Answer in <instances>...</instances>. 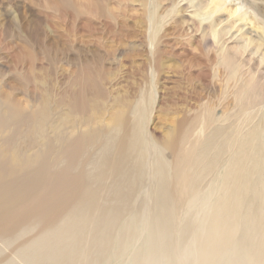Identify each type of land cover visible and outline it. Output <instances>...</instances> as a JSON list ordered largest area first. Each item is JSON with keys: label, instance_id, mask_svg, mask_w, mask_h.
I'll list each match as a JSON object with an SVG mask.
<instances>
[{"label": "rangeland", "instance_id": "374dc122", "mask_svg": "<svg viewBox=\"0 0 264 264\" xmlns=\"http://www.w3.org/2000/svg\"><path fill=\"white\" fill-rule=\"evenodd\" d=\"M263 11L264 0H0V103L15 99L29 113L39 110L41 97L49 95L51 136L55 125L86 118L70 106L82 87L80 78H93L95 87L84 92L92 102L99 79L104 78V85H99L104 95L98 97L104 109L103 127L110 128L117 110L142 101L149 111L145 129L158 143L174 134L188 136L189 144L214 127L233 126L235 145L246 147L247 136L264 124ZM227 56L234 58L237 80L230 79L224 65ZM257 68L262 73L256 81ZM251 78L255 83L245 85L243 79ZM256 97L262 100L258 103ZM208 112L217 121L202 130ZM24 128L13 137V146L21 151H26ZM3 132L11 135V126ZM220 173L218 168L206 177L198 193L173 215L169 264H198L196 236L210 219ZM135 200H145L149 207L145 185ZM148 209L120 221L116 236H122V251L114 246L105 264H143L152 236ZM187 227L190 232L183 240L180 235ZM0 250V257H11L1 243Z\"/></svg>", "mask_w": 264, "mask_h": 264}, {"label": "bare ground", "instance_id": "6f19581e", "mask_svg": "<svg viewBox=\"0 0 264 264\" xmlns=\"http://www.w3.org/2000/svg\"><path fill=\"white\" fill-rule=\"evenodd\" d=\"M249 8L255 12L256 8ZM224 65L230 79H236L234 58L227 56ZM79 72L83 74V66ZM260 73L255 72V79ZM83 78L70 106L86 118L55 125L51 136L49 95L41 97L39 110L29 113L15 99L0 103V243L11 254L0 257V264H105L114 246L122 251V236H116L120 221L146 208L152 236L143 264H169L174 251L173 215L218 168L222 173L217 200L195 239L198 264H264V124L247 136L246 147L235 145L233 126L214 127L190 145L188 136L174 134L158 143L145 129L149 111L142 101L114 112L110 128L101 126L104 109L98 97L104 94L99 85L106 80L99 79L97 99L92 102L84 92L94 80ZM243 80L247 85L254 78ZM204 118L202 130L217 121L210 112ZM9 125L11 135L5 136L4 127ZM23 125L26 151L13 146V137ZM144 185L149 207L145 200H135ZM188 227L179 231L183 240ZM229 253L232 258L222 263Z\"/></svg>", "mask_w": 264, "mask_h": 264}]
</instances>
